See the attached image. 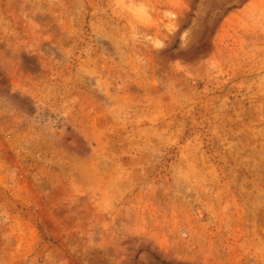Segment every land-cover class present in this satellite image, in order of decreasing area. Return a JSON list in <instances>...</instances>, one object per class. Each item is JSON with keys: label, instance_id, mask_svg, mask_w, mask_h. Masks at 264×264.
<instances>
[{"label": "rangeland", "instance_id": "1", "mask_svg": "<svg viewBox=\"0 0 264 264\" xmlns=\"http://www.w3.org/2000/svg\"><path fill=\"white\" fill-rule=\"evenodd\" d=\"M0 264H264V0H0Z\"/></svg>", "mask_w": 264, "mask_h": 264}]
</instances>
